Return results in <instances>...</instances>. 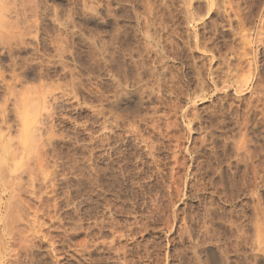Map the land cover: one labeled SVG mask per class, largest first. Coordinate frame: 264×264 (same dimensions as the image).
<instances>
[{
    "label": "rangeland",
    "instance_id": "1",
    "mask_svg": "<svg viewBox=\"0 0 264 264\" xmlns=\"http://www.w3.org/2000/svg\"><path fill=\"white\" fill-rule=\"evenodd\" d=\"M2 1L7 5H4ZM9 1L11 0H0V157L1 160L7 161L6 164H8L12 158L17 160L14 162H21L17 166V171L15 172L16 177L18 174L21 177H19L20 179H16V183L15 181H11L13 179L8 180L5 178L7 175L4 176V174H7V172H5L6 168H4L5 165H0V178H4L2 179L3 181L0 179V251H2L3 258H6H4L6 262L3 261V263L0 262V264H4V262L5 264H16L17 261V264H113L114 262H111V259H104L108 257V250L102 243H108L110 240V237L105 238V236H107L106 232H104L106 229L100 233L102 238L98 235L100 224L105 222V219L100 217L101 213L99 214L100 206L103 205L105 200L107 201L106 204L109 206L108 209L110 208L113 210L114 208V210L112 212L109 209L106 218L107 223L105 222L106 224L104 223L103 226H108L110 222L108 217L110 215V217L115 218V221H117V227L121 228V225L125 224L127 221V229L126 225L122 226L124 229L119 228L122 233L125 231L126 234L123 233V235L120 232L118 236L121 237L122 235L123 239H128V242H126L127 240L124 242L121 238L119 245L123 242L125 244L122 243V245L128 246L127 244L130 242L129 246H134L137 241L134 247L137 253L139 252L142 256H140L139 253L137 254L136 257H140L137 258V261L135 257L134 260L135 263L137 262L136 264H145V262L146 264H154L155 261V264H212L210 261V253L212 252L213 255L215 254V264H259V262L260 264H264V0H187V3H185L186 0H33V2L31 0H21V2L23 1L22 3H20V0H12L11 3ZM7 2L10 4L14 2V4L9 5ZM25 3L27 5H25ZM31 3L32 5H30ZM22 4L23 7L21 6ZM145 4H147L146 6L148 7H146ZM209 4L211 5L209 6ZM149 5L152 9L154 8L153 11L149 9ZM35 6H37V9ZM32 7L38 10V13L36 11L34 12L35 9ZM38 7L41 10H39ZM2 9L8 10V12ZM23 11H25V14ZM151 11L154 13L153 15ZM189 12L190 15L188 16ZM148 13H150V15ZM15 15H18V18ZM144 18H147L148 21L146 19L144 20ZM152 19L156 22H153ZM144 21H147V23H144ZM144 27L146 29H144ZM149 27L151 29L150 31ZM145 30L149 32L148 34H153L154 36L148 35ZM144 34H146V36H144ZM145 42L147 45L152 43V47L149 45L147 46ZM156 45H158V47ZM198 47L201 50L204 49V52L202 51L201 53ZM152 50L154 52L157 50V54H159L158 50L162 52L164 57L162 66L164 68L159 67L161 64L159 63L158 65V55L156 52L153 54ZM149 53L150 56L147 57ZM143 55H145V58ZM155 55L157 58H155ZM223 61H226L228 64ZM192 62H194L195 65ZM155 64V70L150 68L151 66L155 67ZM165 64L167 65L166 68ZM142 65H144V67H142ZM193 65L196 67L195 69H200L199 72L201 73L199 76L196 75L195 69H193L194 67L192 68ZM141 68H143V70L145 68V70L142 71L140 70ZM164 69L165 72H162ZM227 69L230 73L227 72ZM120 70L122 71L120 72ZM151 70L156 72L160 77H162L164 73L166 75L164 74L163 78H159V80H161L159 81L157 74H153V72V77L157 79L153 82L154 79L147 73ZM202 71L205 72L203 73ZM136 72H138L137 75L142 72V74H148L147 79L150 84H147L144 87L145 89H143L144 91L147 90L146 93H150V96L141 90L142 88L139 89L140 85L135 81H138L136 78L139 79L142 75L139 74L140 76L138 75L139 77H137V75H135ZM224 72H226V74L228 73V76H226ZM173 74H175L176 77ZM212 74H215V77ZM134 75L136 80L132 79ZM223 75H225V77ZM114 77L117 78L118 81H116ZM166 77L168 78V82ZM198 79L201 83L197 82ZM122 81L124 82L121 84ZM125 81L129 82L126 83ZM132 81L134 85L131 84ZM158 82L164 84L159 85ZM165 82L168 83V85L170 84V88ZM129 84L131 87H129ZM194 84H196L198 88H196ZM161 85L164 88H162ZM149 86L153 87L151 88ZM157 86L158 88L156 89L155 87ZM174 88H181L183 91H178V89ZM117 89H119V91H117ZM120 89L123 90V92L127 91L125 94H129L128 98L123 92L122 96H125L122 98ZM161 89H164L166 92ZM173 90H176V92ZM115 91H117V94L120 96H118ZM135 91H138L136 92L137 95L139 92H143L137 97V95L134 94ZM180 92L182 93L180 94ZM183 92L184 95L186 94L185 96H182ZM152 93L153 95H151ZM155 93H157L156 95L158 98L154 95ZM195 93L197 94L196 96ZM51 94L53 98H50L52 96ZM162 94L163 96H160ZM146 95L147 97H145ZM180 95L182 98H180ZM139 96L141 97L142 103L140 99H136L140 98ZM154 96L156 100L159 99L161 102L159 100L156 101ZM162 97H164V99ZM17 98L18 104L15 105L14 103H16L15 100H17ZM42 98H44V100ZM145 98H149V102ZM150 98H153L155 101L153 102V99L151 100ZM52 99L54 101H52ZM121 99H123L122 103ZM125 99L126 103L124 104ZM42 100L46 101V111L50 114L47 120H44L46 132L44 128V130L38 131L39 135H42L37 137L36 141L34 140V142L38 144L35 146V149L31 146L28 148L29 150L26 148L23 149L20 144L21 124L19 119L20 109H18V107L20 108L21 105L19 104L22 103L23 107L27 105L25 108L30 109L34 106V103L32 105L30 104L31 106L28 104L30 102H35L38 104V107L35 106L32 109L34 110L36 108L41 110L40 106H43ZM115 100L119 103H115ZM173 100H177L174 103V105H177L171 107L172 105L170 106V103H173ZM107 101H112L113 104H109ZM144 101L147 104H151L147 106ZM128 102L133 106L131 107ZM132 102L134 103L132 104ZM120 103L124 105L122 106ZM139 103H141L142 106ZM108 104L112 105L109 106ZM152 104H155L153 108L156 109L157 114L152 108L151 110L154 112L150 110ZM143 105L147 106V108H143ZM14 106H16V109H14ZM28 106L30 108H27ZM155 106H159V108ZM109 107H112L111 109H114V111ZM134 107L141 109H138L139 113L137 109L135 112ZM93 109L96 112H94ZM108 109L109 111H107ZM125 109H128L129 115L130 113H132V115L129 116L128 113H125L123 111ZM129 110L132 112H129ZM108 112L110 113V117L112 114V118H110L112 120L116 118V114H118L117 117H121V120L123 118L122 114H127L126 116L123 114L125 117L123 121H120L122 123L121 125H124L123 128H125L121 129L122 133L124 134L127 132L124 136L126 135L125 137H128L126 138L127 147H124L126 155L130 154L131 156L132 153H134L133 151L136 149L135 144H137V135L142 133V135H138L139 138L142 137L147 139L145 137H148L151 144L156 142L154 143L155 145L153 144V147L156 149L155 151L159 149L157 151V159L160 161L158 164L161 163L162 165H160L161 172L168 176L167 169L174 166L173 177H175V181L171 178L172 180H168L169 185H165L163 180L160 181L162 175L159 176V174L153 170L154 168H147L146 165L143 168L144 171L147 169L145 175L143 172L139 177H129V175L134 172L133 169H129L133 168L134 164V162L130 160L131 164L129 162L128 164L131 166L129 167L128 164H126L128 169H125V171H130L129 173L124 172L128 175L123 173L119 176L115 174V169L107 168V171L105 167L103 168L101 162L97 160L95 163V165H97L95 166V170L97 171L95 180H99L96 184H89V167H87L90 163L88 162V136L92 131L98 128L102 113H105L109 118ZM133 112L136 113V116H133L135 115ZM166 112H168V114ZM93 113H95V116ZM165 113L167 118L164 116ZM159 114L164 117L162 116V118ZM166 119H169L167 120L169 121L167 125L166 121H164ZM129 120H131V122ZM144 120L148 122L146 123ZM188 121L189 123H187ZM46 122L48 124H46ZM132 122H135V124L133 125ZM157 122H159V124ZM153 123H157L153 125L157 128L152 126ZM130 124L132 126H129ZM168 124H171L173 129L171 126H168ZM39 125L40 124L37 126L40 128ZM125 125L130 128V131ZM163 126H168L167 128L169 129ZM136 127L137 129L140 127L138 131H142L138 133L137 129L135 130ZM164 128L165 130H162ZM156 129H160L159 131L161 132H156ZM166 129L168 132L165 134ZM150 130H154V132L151 133L152 131ZM173 136L175 137L173 138ZM166 137L167 140H165ZM153 138L154 140H152ZM163 139L166 143L163 141L161 143ZM132 140L134 142L136 140V142L134 143ZM148 140L147 142H149ZM173 141L175 144L177 143V145L173 144ZM178 141L180 144H178ZM42 142L46 146L44 144L42 145ZM163 143L166 144L164 145L167 146L168 149L164 145L162 147L161 144ZM30 145H35V143L33 144L32 141ZM155 146L157 147L155 148ZM158 146H161L163 149L161 147L158 148ZM37 148L39 150H37ZM133 148L134 150H132ZM173 148H177L175 149L176 151ZM42 149H45V153L47 151V154L43 155L45 158H42L41 154H45ZM169 149L170 152L168 153ZM38 154L42 159H45L47 165L44 168L45 171H43L48 173L49 176L51 173V175L54 173V179L46 183L47 186L48 183L51 182V185L49 184V187L47 186L48 190L44 189V187L42 189V186H40V183L42 185V179H45L43 176L47 174L42 171L43 174L41 176L39 174L37 176L34 174L33 176L29 171L31 167L35 169L33 166L35 165V159L38 158ZM171 154H173L174 158ZM170 158H173L172 160L176 162L172 161ZM173 162L175 163L174 165H172ZM2 167L4 168L3 170ZM13 167L14 163H12L11 170ZM178 167L179 170H177ZM102 170L105 171L103 172ZM27 171H29L30 178H26V176L28 177ZM148 171L151 172L149 173ZM175 172L179 174L176 173L177 175L175 176ZM39 173L41 174V172ZM81 173L82 175L80 176ZM2 174L3 176H1ZM146 175H148V177ZM35 176L37 177V181ZM155 177L159 180L157 181ZM31 178L34 180H31ZM40 178L42 179L40 180ZM58 179L59 182H57ZM125 179H127L129 183ZM129 179H132V182ZM176 179L178 180L176 181ZM134 180L140 182L137 183ZM152 181L156 183V188H158L159 191V193H155L158 197L155 194L156 197H152L153 200L156 199L154 203L153 201L151 202L154 209L156 206L155 211L154 209L152 210V208L147 209L145 206L140 207L141 201L137 200L139 197H145L143 193L153 184ZM174 182H177V184ZM136 183L143 188L141 190L139 188L135 190ZM148 184L150 185L148 186ZM31 185H33V189ZM131 185L133 187L132 190L137 191V197L136 195L130 197V192L132 190H129V188H132ZM171 185H175V187ZM26 187L29 189L31 188V191ZM46 191L48 193H46ZM138 191L140 192L138 193ZM10 192L12 193L11 197L9 196ZM167 193L168 195L166 196ZM141 194L143 195L139 196ZM36 195L39 196L38 200H36ZM147 196L146 192V197ZM13 197L17 202H15ZM146 197L145 201L149 200V196ZM41 198L43 199L40 200ZM164 199L169 206L165 203ZM7 200H11L12 203ZM168 200H170L171 203H169ZM14 202L16 204L13 205ZM164 203L165 205H163ZM7 204H11L12 206L10 205L11 207H9ZM135 204L141 209V212H139L138 209L137 213L139 214L132 213V208ZM110 205H112L113 208L110 207ZM122 205L123 208H121ZM164 206L166 207L164 208ZM94 209H96V211ZM163 209L166 210V213ZM6 210H8L7 214ZM91 211H95L96 213H91ZM150 211L152 212L150 213ZM142 212L146 214L144 215ZM155 212H157V214ZM150 215H152V217ZM161 215L165 216L161 217ZM147 216L150 217L147 218ZM132 217L134 220L139 219L134 221ZM153 218H155V222H153ZM162 218L167 219L165 221L166 223L163 222L164 219L160 222ZM101 220L102 223L100 222ZM144 220L147 225L143 224ZM30 221H32V224ZM95 222L100 223L96 225ZM128 222L134 227H131ZM135 224H138L136 226H139V228L141 226V229L138 230L139 228L135 227ZM94 225L96 227H94ZM77 226H79V228ZM146 226H151V228L148 229ZM128 228L131 229L130 233ZM132 229L134 233L131 232ZM136 230H138L137 233H135ZM74 231L77 232L75 233ZM93 236L96 237L94 238ZM145 236L146 238H143ZM138 237L142 238V240ZM119 239L118 237L116 240ZM132 239H134L135 242ZM144 239L148 241L145 240V242ZM141 241L142 243H140ZM131 242L134 244H131ZM139 243L142 245L138 246ZM93 244H95V246ZM86 246L88 250L90 249L89 251ZM139 247L143 248L140 249ZM4 248L5 251L3 250ZM147 248L148 251L151 250L152 252L149 251L148 253L146 251ZM138 249L140 251H138ZM141 250H143L146 255L142 254L143 251L141 253ZM5 253H7V255H4ZM96 257L97 260L95 259ZM15 258L18 260L16 261ZM80 258H83V261L80 260ZM206 258H208L209 261ZM139 260H143L144 262H140ZM14 261H16V263Z\"/></svg>",
    "mask_w": 264,
    "mask_h": 264
},
{
    "label": "bare ground",
    "instance_id": "2",
    "mask_svg": "<svg viewBox=\"0 0 264 264\" xmlns=\"http://www.w3.org/2000/svg\"><path fill=\"white\" fill-rule=\"evenodd\" d=\"M12 1V0H11ZM11 1H9L10 3H11ZM16 1V0H15ZM32 2H33V0H31ZM180 1H182V0H180ZM191 1V0H190ZM193 1V0H192ZM9 2H7V3H9ZM19 2V1H18ZM17 2V3H18ZM23 2V1H22ZM21 2V0H20V3H22ZM2 3H3V1H2ZM9 3V5H13L14 4V2H12L13 4H10ZM34 3H35V1H34ZM185 3H187V0H186V2ZM184 3V4H185ZM211 3V2H210ZM227 4H229L228 2H226ZM4 5L6 4V3H3ZM36 4H38V3H36ZM36 4H33V5H36ZM147 4H149V3H147ZM147 4H145V6L147 5ZM182 4V3H181ZM213 4V3H212ZM7 5V4H6ZM18 5V4H17ZM25 5H27L26 3H25ZM24 5V6H25ZM30 5H32V3L30 4ZM211 4H209V6H210ZM214 5H216V4H214ZM22 7H23V4L21 5ZM21 6H20V8H21ZM150 6V5H149ZM184 6V5H183ZM209 6H208V8H209ZM146 7H148V6H146ZM153 7V6H152ZM212 7V6H211ZM1 8V7H0ZM25 8V7H24ZM24 8H23V10H24ZM33 8V7H32ZM35 8L37 9V6H35ZM35 8H33V9H35ZM39 8V7H38ZM185 8H186V6H185ZM185 8H184V10H185ZM225 8V7H224ZM229 8V7H228ZM5 9V8H4ZM18 10H20L19 8H17ZM22 9V8H21ZM34 10V12L36 11L37 13H38V10ZM147 9V8H146ZM149 9H152L151 8V6L149 7ZM212 9V8H211ZM218 9V8H217ZM3 10V9H2ZM1 10V11H2ZM15 10V9H14ZM13 10V11H14ZM39 10H41L40 8H39ZM154 10V8L152 9V11ZM210 10V9H209ZM227 10V9H226ZM3 11H6V10H3ZM21 11V10H20ZM19 11V12H20ZM27 11V10H26ZM151 11V12H152ZM6 12H8V10L6 11ZM5 12V13H6ZM18 12V13H19ZM25 11H23V13H24ZM27 12H29V11H27ZM150 12V11H149ZM188 12V11H187ZM2 13V12H1ZM185 13H186V11H185ZM3 14H4V12H3ZM25 14V13H24ZM34 14V13H33ZM40 14H41V12H40ZM149 15H150V13H148ZM154 13L152 12V15H153ZM188 14V13H187ZM235 14V13H234ZM38 15V14H37ZM42 16H43V14H41ZM151 15V16H152ZM185 15V14H184ZM190 15V12H189V14H188V16ZM17 18H18V15H15ZM34 16V15H33ZM155 16V15H154ZM41 17V16H40ZM45 17V16H44ZM157 17V16H156ZM186 17V16H185ZM192 17V16H191ZM154 18V17H153ZM189 18V17H188ZM37 19V18H36ZM147 20V18H144V20ZM155 19V18H154ZM154 19H152L153 20V22L155 21ZM185 19V18H184ZM191 20V19H190ZM193 20V19H192ZM19 21V20H18ZM148 21V20H147ZM147 21H144V23L146 22L147 23ZM195 21V20H194ZM197 21H198V19H197ZM156 22V21H155ZM196 22V21H195ZM144 25V24H143ZM142 25V26H143ZM153 25V24H152ZM152 25H149V26H152ZM154 26V25H153ZM146 28H147V25H146ZM145 27H144V29H146ZM188 28V27H187ZM143 30V29H142ZM151 29H150V27H149V31H150ZM153 30H154V28H153ZM155 30H156V28H155ZM144 31V30H143ZM145 32H147V30H145ZM144 33V32H143ZM149 32H147V34H148ZM156 33V32H155ZM160 34V33H159ZM148 35H150V34H148ZM153 35V34H152ZM152 35H150V36H152ZM156 35H157V33H156ZM203 35V34H202ZM144 36H146V34H144ZM149 36V37H150ZM154 36V35H153ZM159 36V35H158ZM204 37V36H203ZM147 38V37H146ZM182 38V37H181ZM193 38V37H192ZM198 38H200V37H198ZM148 39V38H147ZM152 39V38H151ZM154 39V38H153ZM196 39V38H195ZM207 39V38H206ZM156 40H157V37H156ZM187 40V39H186ZM166 41V40H165ZM197 41V40H196ZM152 42V41H151ZM164 42V41H163ZM207 42V41H206ZM146 43V42H145ZM149 43V42H148ZM153 43V42H152ZM152 43H150V44H148L149 46H151L152 47ZM183 43V42H182ZM198 43V42H197ZM197 43H196V45H197ZM208 43V42H207ZM154 44V43H153ZM203 44V43H202ZM146 45H147V43H146ZM145 45V46H146ZM147 45V46H148ZM169 45V44H168ZM175 45V44H174ZM187 45V44H186ZM195 45V46H196ZM146 46V47H147ZM157 47H158V45H156ZM155 46V47H156ZM161 46V45H160ZM165 46V45H164ZM173 46V45H172ZM177 46V45H176ZM181 46V45H180ZM184 46V45H183ZM182 46V47H183ZM189 46H191V45H189ZM192 46H193V44H192ZM200 46L202 47V45L200 44ZM209 46V45H208ZM186 47V46H185ZM188 47V46H187ZM203 47H204V45H203ZM206 47V46H205ZM150 48V47H149ZM153 48H154V45H153ZM153 48H150V49H153ZM190 48V47H189ZM193 48V47H192ZM146 49H148V48H146ZM149 49V50H150ZM174 49V48H173ZM172 49V50H173ZM188 49V48H187ZM197 49V48H196ZM198 49L199 50H201L199 47H198ZM206 49H207V47H206ZM192 50V49H191ZM204 49H202L201 50V53H202V51H203ZM146 51V50H145ZM148 51V50H147ZM159 51V54H157V50L155 51L156 52V54L158 55V60H159V62H158V65H159V63L161 64L159 67L160 68H164L163 66H162V63L164 62L163 60V55H162V52L160 51V50H158ZM180 51V50H179ZM198 51V50H197ZM152 52H153V54L155 53L153 50H152ZM204 52V51H203ZM151 53V52H150ZM150 53H149V55L147 56V57H149L150 56ZM196 53V52H195ZM152 54V55H153ZM204 54V53H203ZM147 55V54H146ZM167 55V54H166ZM220 55V54H219ZM145 55H143V57H144ZM154 56V55H153ZM173 56V55H172ZM176 56V55H175ZM187 56V55H186ZM143 57H142V61H143ZM190 57V56H189ZM212 57V56H211ZM145 58V57H144ZM154 58V57H153ZM155 58H157L156 57V55H155ZM191 58H192V56H191ZM171 59V58H170ZM173 59V58H172ZM141 60V59H140ZM153 60V59H152ZM157 60V61H158ZM175 60V59H174ZM186 60H187V58H186ZM211 60V59H210ZM110 61V60H109ZM112 61V60H111ZM141 61V62H142ZM145 61V60H144ZM156 61V60H155ZM181 61V60H180ZM192 61H193V59H192ZM195 61V60H194ZM154 62V61H153ZM196 62V61H195ZM213 62V61H212ZM223 62H226V61H223ZM143 63V62H142ZM189 63V62H188ZM194 65H195V63L194 62H192ZM227 63V62H226ZM225 63V64H226ZM152 64V63H151ZM204 64V63H203ZM225 64H224V67H225ZM228 64V63H227ZM226 64V65H227ZM139 65H141V64H139ZM138 65V66H139ZM144 65H145V63H144ZM144 65H142V67H144ZM154 65V64H153ZM166 65V64H165ZM194 65L192 66V68L194 67ZM147 66V65H146ZM139 67H141V66H139ZM167 67V65L165 66V68ZM170 67V66H169ZM190 67V66H189ZM202 67H203V65H202ZM150 68H153V70H155L156 69V64H155V67H150ZM160 68H159V70H160ZM196 67H194L193 69H195ZM199 68V67H198ZM201 68V67H200ZM139 69V68H138ZM146 69H147V67H146ZM158 69V68H157ZM206 69V68H205ZM224 69V68H223ZM140 70H142V71H144L145 70V68H144V70H143V68H141ZM148 70V69H147ZM153 70H151V71H149V72H147V71H145V72H147L148 74H149V76H151L153 79H154V81L153 82H155V80H157V79H155L153 76V74H155L156 72H154ZM189 70V69H188ZM199 70L200 69H195L194 71H195V73H196V75L197 76H199L200 75V73L201 72H199ZM202 70V69H201ZM207 70V69H206ZM226 70V69H225ZM229 70H230V68H229ZM122 70H120V72H121ZM185 71H187V70H185ZM193 71V72H194ZM125 72H128V71H125ZM124 72V73H125ZM133 72H135V71H133ZM154 72V73H153ZM160 72V71H159ZM162 72H165V69L162 71ZM203 72V71H202ZM205 72V71H204ZM203 72V73H204ZM211 72V71H210ZM212 72H214V71H212ZM227 72H228V69H227ZM232 72V71H231ZM137 73L138 72H136V74L135 75H137ZM143 73V72H142ZM142 73H139L140 75H142V76H140L139 74V76L137 75V77H139V79L138 78H136L138 81H135V82H138V84L141 86H139V89L140 88H142L141 90H143L144 91V87L148 84H150L149 82H148V79H147V76H148V74L147 73H145V74H142ZM153 73V74H152ZM194 73V74H195ZM216 73V72H215ZM228 73H230V72H228ZM228 73L226 74V72H224V74H226V76H228ZM24 74V73H23ZM26 74V73H25ZM147 74V75H146ZM157 74V73H156ZM163 74V73H162ZM165 74V73H164ZM164 74L162 75V77H160V76H158V74H157V78H158V80H159V78H163V76H164ZM177 74V73H176ZM207 74V73H206ZM211 74V73H210ZM135 75H134V78H132L133 80H136L135 79ZM160 75H161V72H160ZM166 75V74H165ZM174 76H175V74H173ZM172 75V76H173ZM190 75V74H189ZM193 75V74H192ZM202 75V74H201ZM213 75V74H212ZM212 75H211V77H212ZM107 76V75H106ZM113 76V75H112ZM123 76H124V74H123ZM195 76V75H194ZM202 76H204V75H202ZM214 77H215V74L213 75ZM224 77H225V75H223ZM229 76H231V75H229ZM118 77V76H117ZM150 77V78H151ZM156 77V76H155ZM176 77V76H175ZM193 77V76H192ZM210 77V76H209ZM220 77H221V75H220ZM25 78V77H24ZM119 78V77H118ZM123 78V77H122ZM121 78V79H122ZM126 78H128V77H126ZM126 78H125V80H126ZM131 78V77H130ZM149 78V77H148ZM167 78V77H166ZM180 78V77H179ZM188 78V77H187ZM198 78V77H197ZM223 78V77H222ZM221 78V79H222ZM114 79H116V81H118L117 80V78H115L114 77ZM153 79H151V80H153ZM171 79V78H170ZM195 79H196V77H195ZM199 79H200V77H199ZM199 79H198V83H201V81H199ZM203 79V78H202ZM215 79V78H214ZM220 79V78H219ZM225 79V78H224ZM105 80V79H104ZM165 80V79H164ZM164 80H163V82H164ZM181 80V79H180ZM193 80V79H192ZM212 80V79H211ZM210 80V81H211ZM159 81H161V80H159ZM166 81V80H165ZM215 81V80H214ZM217 81V80H216ZM221 81V80H220ZM224 81V80H223ZM124 81H122L121 82V84L123 83ZM126 82V81H125ZM127 82H129V81H127ZM126 82V83H127ZM133 82V81H132ZM131 82V84H133L134 85V82L132 83ZM157 82V81H156ZM167 82H168V78H167ZM175 82V81H174ZM194 82V81H193ZM203 82V81H202ZM120 83V82H119ZM152 83V82H151ZM166 83V82H165ZM192 83V82H191ZM196 83V82H195ZM215 83V82H214ZM213 83V84H214ZM218 83V82H217ZM125 84V83H124ZM158 84L160 85V84H162V83H159L158 82ZM164 84V83H163ZM162 84V85H163ZM167 85H168V83H166ZM165 84V85H166ZM172 84V83H171ZM179 84V83H178ZM128 85V84H127ZM133 85H132V87H133ZM155 85V84H154ZM153 85V86H154ZM158 85V86H159ZM162 85H161V87H162ZM164 85V86H165ZM170 85V84H169ZM168 85V86H169ZM187 85V84H186ZM199 85H201V84H199ZM6 86H7V84H6ZM110 86V85H109ZM116 86V85H115ZM124 86V85H123ZM135 86H136V83H135ZM153 86H149V87H153ZM156 86V85H155ZM158 86L157 87H155L156 89L158 88ZM194 86L196 87V84H194ZM129 87H131L130 86V84H129ZM166 87V86H165ZM172 87V86H171ZM176 87V86H175ZM181 87V86H180ZM185 87V86H184ZM187 87V86H186ZM216 87H217V85H216ZM116 88V87H115ZM144 88V89H143ZM150 88V89H151ZM154 88V89H155ZM162 88H164V87H162ZM169 88H170V86H169ZM168 88V89H169ZM183 88V87H182ZM196 88H198V87H196ZM214 88V87H213ZM6 89V88H5ZM155 89V90H156ZM160 89V88H159ZM167 89V88H166ZM172 89V88H171ZM174 89H178V88H174ZM187 89V88H186ZM200 89V88H199ZM112 90V89H111ZM134 90H137V89H134ZM149 90V89H148ZM162 91H164V89H161ZM180 90H182L183 91V89H181V88H179L178 89V91H180ZM201 90V89H200ZM10 91V90H9ZM117 91H119V89H117ZM117 91H115L116 92V94H117ZM120 91H121V93H120V95L122 96V92H123V90H121L120 89ZM140 91V90H139ZM142 91V92H143ZM147 91V90H146ZM146 91H144L145 93H146ZM153 91V90H152ZM172 91V90H171ZM174 91V90H173ZM177 91V92H178ZM127 92V91H126ZM126 92H123L124 94L126 93ZM129 92V91H128ZM136 92H138V91H135V95H137V93ZM142 92H139L138 93V95L140 94V93H142ZM164 92H166V91H164ZM174 92H176V90L174 91ZM131 93H132V91H131ZM130 93V94H131ZM160 93V92H159ZM182 92H180V94H181ZM46 94V93H45ZM115 94V93H114ZM146 94H149V96H150V93H146ZM157 93H155L154 95H156ZM164 94V93H163ZM163 94L162 95H160V96H163ZM170 94H173V93H170ZM177 94V93H176ZM52 95V94H51ZM50 95V96H51ZM118 96H120L119 94H117ZM125 95H127V94H125ZM125 95H123V96H125ZM129 95V94H128ZM128 95L126 96L127 98H128ZM138 95H137V97H138ZM141 95V94H140ZM151 95H153V93L151 94ZM174 95V94H173ZM178 95H179V92H178ZM184 95V92H183V94H182V96ZM186 95V94H185ZM184 95V96H185ZM188 95V94H187ZM197 94L195 93V96H196ZM15 96V95H14ZM115 96V95H114ZM122 96V98H124ZM131 96V95H130ZM129 96V97H130ZM160 96H159V98H160ZM176 96V95H175ZM181 96V95H180ZM182 96L180 97V98H182ZM194 96V97H195ZM46 97V96H45ZM133 97V96H132ZM140 97V96H139ZM145 97H147V95L145 96ZM151 97H153V96H151ZM166 97V96H165ZM169 97V96H168ZM167 97V98H168ZM173 97V96H172ZM198 97V96H197ZM48 98V97H47ZM46 98V99H47ZM50 98H53V95L50 97ZM106 98V97H105ZM116 98V97H115ZM118 98V97H117ZM121 98V97H120ZM143 98V97H142ZM156 98H158L157 97V95H156ZM156 98H155V96H154V99L156 100ZM163 99H164V97H162ZM179 98V99H180ZM16 99V98H15ZM43 100H44V98H42ZM45 99V100H46ZM106 99H108V98H106ZM109 99H111V98H109ZM132 99V98H131ZM130 99V100H131ZM137 100L138 99H140L141 100V97L140 98H136ZM146 99V98H145ZM144 99V100H145ZM149 99V98H148ZM148 99H146L148 102H149V100ZM151 99V98H150ZM153 99V98H152ZM151 99V100H152ZM153 99V102L155 101ZM166 99V98H165ZM170 99V98H169ZM184 99V98H183ZM182 99V100H183ZM42 100V101H43ZM54 100H55V98H54ZM53 99H52V101H54ZM118 100V99H117ZM117 100H115V103H119V102H116ZM122 100V101H121ZM120 101H121V103L123 102V99H121ZM128 100V99H127ZM139 100V101H140ZM150 100V101H151ZM157 100H159V99H157ZM156 100V101H157ZM171 100H172V98H171ZM170 100V101H171ZM16 101V103H14L15 105L16 104H18L17 102H18V98H17V100H15ZM119 101V100H118ZM125 102H124V104L126 103V99L124 100ZM160 101V100H159ZM158 101V102H159ZM169 101V102H170ZM177 101V100H176ZM176 101H174L173 100V103H170V106L171 107H173V105H174V103L176 102ZM180 101V100H179ZM21 102V101H20ZM19 102V103H20ZM46 101H43V106H40V108H41V110H39V109H32V108H34L35 106L36 107H38L37 105V103H35V102H26V103H29L28 105H32L33 103H34V106L32 107V108H30L29 106L27 107V108H30V109H32V110H30V109H26L25 107L27 106V105H24L25 107H23V104L21 103V104H19V105H21L22 106V108H21V106H20V108L18 107V109H20V114H19V119H20V124H21V132H20V144H21V146H22V148L23 149H28V148H30V146L33 148V149H35V146L36 145H38L37 144V142H34V140L36 141V138L37 137H40V135H42V134H40L39 135V130H42L45 126H44V120H47V118L50 116V114H48V111H46V105L45 104H47V103H45ZM108 102V101H107ZM131 102V101H130ZM130 102H128V103H130ZM135 102V101H134ZM134 102H132V104L134 103ZM137 102V101H136ZM145 102V101H144ZM161 102V101H160ZM168 102V103H169ZM180 102H182V101H180ZM187 102V101H186ZM109 104L110 103H112L113 104V102L112 101H110V102H108ZM120 103V105H122ZM141 103H142V100H141ZM141 103H139L140 105H141ZM156 103V102H155ZM42 104V103H41ZM108 104V105H109ZM111 104V105H112ZM123 104V105H124ZM137 104V103H136ZM135 104V105H136ZM145 104L148 106V104H151V103H146L145 102ZM158 104V103H157ZM160 104V103H159ZM193 104V103H192ZM30 105V106H31ZM111 105H109V106H111ZM122 105V106H123ZM130 105H131V103H130ZM155 105V104H154ZM154 105L152 104V106H150V110H151V108L155 111V113H156V109L155 108H153L154 107ZM177 104H175L174 106H176ZM181 105V104H180ZM107 106V105H106ZM133 105H131V107H132ZM138 106V105H137ZM142 106V105H141ZM147 106H145V105H143V108H147ZM160 106V105H159ZM159 106L157 107V106H155L156 108H159ZM162 106V105H161ZM165 106V105H164ZM169 105H168V107H170ZM108 107V106H107ZM140 107V106H139ZM163 107V106H162ZM161 107V108H162ZM167 107V108H168ZM171 107H170V109H171ZM110 109L112 108V107H109ZM126 108V107H125ZM135 108V107H134ZM133 108V109H134ZM141 108V107H140ZM160 108V109H161ZM179 108V107H178ZM181 108V107H180ZM14 109H16V106H14ZM17 109V110H18ZM122 109V108H121ZM128 109H130V108H128ZM128 109H125V110H123L125 113H128ZM136 109L137 108H135V112H136ZM139 109V108H138ZM138 109H137V112L139 113V111H138ZM142 109V108H141ZM141 109H139V110H141ZM149 109V108H148ZM159 109V110H160ZM175 109V108H174ZM17 110H15V111H17ZM97 110V109H96ZM111 110H113L114 111V109H111ZM132 110V109H131ZM153 110H151V111H153ZM159 110H157V111H159ZM172 110H173V108H172ZM176 110V109H175ZM183 110V109H182ZM93 111H94V109H93ZM105 111V110H104ZM103 111V112H104ZM107 111H109V109L107 110ZM107 111H106V114H107ZM113 111H112V113H113ZM122 111V110H121ZM132 111H134V110H132ZM132 111H130L129 110V112H132ZM144 111V110H143ZM148 111V110H147ZM153 111V112H154ZM161 111H162V109H161ZM166 111H167V109H166ZM185 111V110H184ZM19 112V111H18ZM17 112V113H18ZM94 112H96V111H94ZM116 112H117V110H116ZM116 112H115V114H116ZM120 112V111H119ZM135 112H133V113H135ZM146 112V111H145ZM150 112V111H149ZM163 113H164V111H162ZM161 112V113H162ZM168 112H170V111H168ZM168 112H166L167 114H168ZM177 112V111H176ZM109 113V112H108ZM125 113H123L125 116L127 115V114H125ZM138 113H137V115H138ZM159 113V112H158ZM162 113V114H163ZM166 113L164 114V116L166 115ZM173 113H174V110H173ZM172 113V114H173ZM16 114V113H15ZM94 114V116H95V113H93ZM105 113H102L101 114V121H99V123L100 124H98V128L96 129V130H94V131H92L91 132V134L88 136L89 137V139H88V141H89V161L88 162H90L89 164H88V162H87V164L89 165V166H87V167H89V184L90 183H93V184H96V182L99 180H95V176H96V168H95V166H97V165H95V163L97 162V160H98V162H101V164L103 165V168L105 167L106 169L108 168V169H110V168H112V169H115L116 170V172H115V174H118L119 176L120 175H122L124 172H128L129 173V171H125V169H128L127 168V165L126 164H128V162L130 163V161L131 162H134V164H133V168H129V169H133L134 170V172L132 173V174H130L129 175V177H134V178H136V177H139L140 176V174H143V172H144V175H145V171L147 170H145L144 171V166L146 165L147 166V168H154L153 170H155L156 171V173H158L159 174V176L160 175H162L161 176V178L162 179H160V181L161 180H163V183L165 184V185H169V179H171V178H173V181H175L174 180V178L175 177H173V172H174V166H171V167H169L167 170H168V176L165 174L164 175V173H162L161 172V170H160V167L162 166L161 165V163L160 164H158V162H160L157 158V151L159 150L158 148H160L159 146H158V150L157 151H155L156 149H154V143H156V142H154L153 144H151L150 143V139L148 140V137H145V138H147V139H144V138H142V137H138V133H139V131H138V129L140 128H138L137 129V127L135 128V130L137 129V131H138V133H137V131H136V133L138 134L137 135V144H135L136 146H135V151H133L134 153H132V155L130 156V154L129 155H126V151L124 150V147L126 146L127 147V145H126V142H127V139L126 138H128V137H125L124 136V134H127V132L126 133H122V128H123V126L124 125H121L122 123L120 122V121H123V118L125 117V116H123V114H122V120H121V117H120V119H119V117H117L118 116V114H116L115 115V117L116 118H114V120H112V119H110V118H112V114H111V117H110V113L108 114V116H109V118L107 117V115H106ZM142 114V113H141ZM148 114V113H147ZM151 114V113H150ZM157 114V113H156ZM175 114V113H174ZM174 114H173V116H174ZM49 115V116H48ZM119 115H121V114H119ZM128 115H129V113H128ZM130 115H132V113H130ZM129 115V116H130ZM144 115V114H143ZM159 115H161V114H159ZM158 115V116H159ZM17 116V115H16ZM97 116V115H96ZM133 116H136V113H135V115H133ZM145 116H146V114H145ZM163 115H161V117H162ZM163 116V117H164ZM168 116V115H167ZM113 117H114V115H113ZM138 117V116H137ZM136 117V118H137ZM144 117V116H143ZM147 117V116H146ZM151 117H154V116H151ZM162 117V118H163ZM166 117V116H165ZM136 118H135V120H136ZM139 118H141V117H139ZM167 118V117H166ZM168 118H169V116H168ZM170 118H171V116H170ZM176 118V117H175ZM128 119V118H127ZM130 119V118H129ZM144 119H145V117H144ZM151 119V118H150ZM49 120V119H48ZM99 120V119H98ZM126 120V119H125ZM132 120H133V118H132ZM140 120V119H139ZM148 120V119H147ZM156 120V119H155ZM167 120H169V119H166V120H164V121H166V125H167V123H169V121H167ZM174 120V119H173ZM94 121V120H93ZM130 122H131V120H129ZM129 121H128V123H129ZM134 121V120H133ZM145 122H146V120H144ZM149 121V120H148ZM147 121V122H148ZM158 121V120H157ZM161 121V120H160ZM172 121V120H171ZM48 122V121H47ZM46 122V124H48ZM97 122V121H96ZM139 122V121H138ZM142 122V121H141ZM146 122V123H147ZM151 122V121H150ZM152 122H153V120H152ZM151 122V123H152ZM173 122V121H172ZM133 123V122H132ZM151 123H150V125H151ZM158 124H159V122H157ZM156 123V124H157ZM162 123V122H161ZM171 123V122H170ZM176 123V122H175ZM187 123H189V121L187 122ZM38 124H40L39 126H40V128L37 126ZM135 124V122L133 123V125ZM155 123H153L152 124V126L153 125H156ZM164 124V123H163ZM162 124V125H163ZM137 125V124H136ZM141 125V124H140ZM145 125V124H144ZM149 125V126H150ZM177 125H178V123H177ZM49 126V125H48ZM51 126V125H50ZM97 126V125H96ZM126 126V125H125ZM129 126H132L131 124L129 125ZM168 126H171V124H168ZM168 126H163V127H168ZM174 126V125H173ZM93 127V126H92ZM153 127H156V126H153ZM152 127V128H153ZM159 127H162V126H159ZM126 128L130 131V128L129 127H127L126 126ZM142 128V127H141ZM157 128V127H156ZM171 128H172V126H171ZM170 128V129H171ZM175 128V127H174ZM45 129V128H44ZM43 129V130H44ZM50 129V128H49ZM91 129V128H90ZM123 129H125V128H123ZM133 129V128H132ZM150 129H151V127H150ZM154 129V128H153ZM161 129V128H160ZM159 129V130H160ZM167 129H169V128H167ZM166 129V131H165V134H166V132H168V130ZM173 129V128H172ZM149 130V129H148ZM157 130V129H156ZM159 130H157L156 132H158ZM162 130H165V128L164 129H162ZM48 131V130H47ZM125 131V130H124ZM129 131H128V133H129ZM132 131V130H131ZM134 131V130H133ZM142 131V130H141ZM140 131V132H141ZM150 131H152V130H150ZM45 132H46V129H45ZM154 132V130L151 132V133H153ZM161 131H159L158 133H160ZM170 132V131H169ZM174 132V131H173ZM176 132V131H175ZM178 132H179V130H178ZM42 133V132H41ZM133 133V132H132ZM145 133V132H144ZM150 133V132H149ZM157 133V134H158ZM172 133V132H171ZM19 134V133H18ZM47 134V133H46ZM130 134H131V132H130ZM135 134V133H134ZM165 134H164V136H165ZM177 134V133H176ZM136 135V134H135ZM140 135H142V133L140 134ZM139 135V136H140ZM150 135V134H149ZM148 135V136H149ZM152 135V134H151ZM163 135V134H162ZM175 135V134H174ZM177 135H179V134H177ZM132 136V135H131ZM154 136V135H153ZM159 136H160V134H159ZM181 136V135H180ZM43 137V136H42ZM135 137V136H134ZM143 137H144V134H143ZM150 137V136H149ZM162 137V136H161ZM167 137H168V134H167ZM167 137H166V139L165 140H167ZM175 136H173V138H174ZM132 138V137H131ZM131 138H130V140H131ZM151 138H152V136H151ZM163 138H165V137H163ZM169 138H170V136H169ZM168 138V139H169ZM172 138V137H171ZM134 139V138H133ZM161 139V138H160ZM159 139V140H160ZM179 139V138H178ZM147 140L149 141V142H147ZM152 140H154V138L152 139ZM177 140V139H176ZM175 140V141H176ZM32 141H33V144L35 143V145H30V143H32ZM39 141V140H38ZM133 141V140H132ZM158 141V140H157ZM162 141L163 142H165L164 141V139L163 140H161V143H162ZM170 141V140H169ZM129 142V141H128ZM134 142V141H133ZM135 142H136V140H135ZM134 142V143H135ZM151 142H153V141H151ZM158 142H160V141H158ZM172 142V141H171ZM174 142V141H173ZM210 142V141H209ZM19 143V142H18ZM40 143V142H39ZM166 143V142H165ZM165 143H163V144H161L162 145V147H163V145L165 144ZM44 143L42 142V145H43ZM169 144V143H168ZM173 144H175V142L173 143ZM178 144H180L179 143V141H178ZM206 144V143H205ZM2 145H3V143H2ZM45 145V144H44ZM158 145H160V144H158ZM166 145V144H165ZM164 145V146H165ZM175 145H177V143L175 144ZM46 146V145H45ZM130 146V145H129ZM169 146V145H168ZM172 146V145H171ZM205 146V145H204ZM131 147V146H130ZM157 146H155V148H156ZM161 147V148H162ZM166 148H167V146H165ZM164 147V148H165ZM174 147V146H173ZM208 147H209V144H208ZM2 148V147H1ZM87 148V147H86ZM170 148V147H169ZM205 148V147H204ZM128 149V148H127ZM126 149V150H127ZM163 149V148H162ZM168 149V148H167ZM174 150L175 149H177V148H173ZM173 149H171V150H173ZM29 150V149H28ZM37 150H39L38 148H37ZM45 150V149H44ZM44 150L42 149V151L44 152ZM130 150V149H129ZM128 150V151H129ZM132 150H134V148L132 149ZM209 150V149H208ZM176 151V150H175ZM170 152V149H169V151H168V153ZM210 152V151H209ZM0 153H1V151H0ZM37 153H39V152H37ZM45 153V152H44ZM162 153V152H161ZM195 153H197V152H195ZM200 153V152H199ZM211 153V152H210ZM47 154V151H46V153L45 154H41L42 155V158H45V156L43 157V155H46ZM198 154V153H197ZM37 155V154H36ZM50 155V154H49ZM48 155V156H49ZM159 155V154H158ZM172 156H173V154H171ZM178 155V154H177ZM203 155V154H202ZM207 155V154H206ZM131 158H130V157ZM170 157V156H169ZM185 157V156H184ZM208 157V156H207ZM40 156H39V154H38V158H36L35 160V165L33 166V168H35V169H32V167L29 169V171H30V174L32 175L33 174V176H34V174L37 176L38 174L41 176L42 174H43V172L45 171V166H47L46 165V162H45V159H42ZM173 158H174V156H173ZM172 158V159H173ZM175 158H178V157H175ZM49 159H51V158H49ZM87 159V158H86ZM145 159H148V160H145ZM167 159V158H166ZM171 159V158H170ZM171 159V160H172ZM180 159V158H179ZM130 160V161H129ZM176 160V159H175ZM185 160V159H184ZM11 161H13V162H11ZM14 161H17V160H15V159H13L12 158V160H10V162L9 163H11V164H6V162L4 161V160H1V157H0V165H5V167L4 168H6V171L5 172H7V174H4V176L5 175H7V176H5V178H7L8 180L10 179H13V180H11L12 182L13 181H15V183H16V179L17 178H19V177H21V176H19V174H18V176L16 177L15 176V172L17 171V166L21 163V162H14ZM52 161H53V159H52ZM172 161H174V160H172ZM177 161H179V160H177ZM162 162H163V160H162ZM166 162H168V161H166ZM174 162H176V161H174ZM173 162V164L172 165H174L175 163ZM12 163H14V167H13V169L11 170V166H12ZM172 163V162H171ZM170 163V164H171ZM178 163V162H177ZM181 163H182V161H181ZM184 163V162H183ZM48 164V163H47ZM100 164V165H101ZM131 164V163H130ZM76 165V164H75ZM83 165V164H82ZM161 165V166H160ZM169 165V164H168ZM178 165H180V164H178ZM48 166H49V164H48ZM85 166H86V164H85ZM128 166L130 167L131 165H129L128 164ZM177 166V165H176ZM52 167V166H51ZM126 167V168H125ZM3 167H2V170L4 169ZM183 168V167H182ZM32 169V170H31ZM47 169V168H46ZM98 169V168H97ZM108 169H107V171H108ZM163 169V168H162ZM176 169V168H175ZM44 170V171H43ZM55 170V169H54ZM77 170H79V169H77ZM86 170V169H85ZM87 170H88V168H87ZM152 170V171H153ZM164 170H165V168H164ZM177 170H179V167H178V169ZM29 171H27L28 172V177L26 176V178H30L29 176ZM43 171V172H42ZM56 171V170H55ZM80 171V170H79ZM103 171V170H102ZM105 171V170H104ZM103 171V172H104ZM106 171V172H107ZM112 171V170H111ZM4 172V173H5ZM39 172H41V174L39 173ZM47 172H48V170H47ZM81 172V171H80ZM87 172V171H86ZM101 172V171H100ZM114 172V171H113ZM149 173L151 172V171H148ZM165 172V171H164ZM45 174H47L48 175V173H46V172H44ZM112 173V172H111ZM166 173V172H165ZM176 173H178V172H175V176L177 175ZM180 173H182V172H180ZM44 174V175H45ZM52 174V173H51ZM50 174V176L48 177L47 175L46 176H43L45 179H42V178H40V180L42 179V185H41V183H40V186H42V189H43V187H44V189H46V190H48L47 189V186L51 183H48V185L46 186V183L48 182V181H51V180H53L54 179V173H53V175H51ZM86 174V173H85ZM100 174V173H99ZM124 174H127V173H124ZM179 174V173H178ZM60 175V174H59ZM73 175H74V173H73ZM82 175V173L80 174V176ZM84 175V174H83ZM86 175H88V174H86ZM109 175V174H108ZM128 175V174H127ZM154 175V174H153ZM1 176H3V174L1 175ZM35 176V177H36ZM77 176V175H76ZM112 176V175H111ZM126 176V175H125ZM147 177H148V175H146ZM149 176H150V174H149ZM157 176V175H156ZM16 177V178H15ZM79 177V176H78ZM84 177V176H83ZM97 177V176H96ZM108 177V176H107ZM115 177H116V175H115ZM124 177V176H123ZM129 177H127V178H129ZM142 177V176H141ZM147 177H145V178H147ZM177 177H179V176H177ZM176 177V178H177ZM34 178V177H33ZM39 178V177H38ZM56 178V177H55ZM85 178H86V176H85ZM114 178V177H113ZM157 178H158V176H157ZM160 178V177H159ZM1 180L2 179H4V178H0ZM6 179V180H7ZM15 179V180H14ZM20 179V178H19ZM63 179V178H62ZM106 179V178H105ZM155 179H156V177H155ZM0 180V181H1ZM26 180H28V179H26ZM31 180H34V179H32L31 178ZM75 180H77V179H75ZM80 180V179H79ZM86 180V179H85ZM120 180V179H119ZM125 180H127V179H125ZM130 180V179H129ZM132 180V179H131ZM130 180V181H131ZM145 180V179H144ZM157 180V179H156ZM159 180V179H158ZM157 180V181H158ZM172 180V179H171ZM178 179H176V181H177ZM181 180V179H180ZM3 181V180H2ZM36 181H37V177H36ZM115 181V180H114ZM117 181V180H116ZM128 181V180H127ZM135 182H137L138 180H134ZM151 181V180H150ZM28 182V181H27ZM29 182H30V180H29ZM39 182H41V181H39ZM55 182V181H54ZM57 182H59V179L57 180ZM78 182H80V181H78ZM125 182V181H124ZM132 182V181H131ZM134 182V183H135ZM140 182V181H139ZM139 182H137V183H139ZM142 182V181H141ZM145 182H146V180H145ZM153 182V181H152ZM151 182V183H152ZM168 182V183H167ZM171 182V181H170ZM3 183H5V182H3ZM21 183V182H20ZM31 183V182H30ZM38 183V182H37ZM56 183V182H55ZM114 183V182H113ZM127 183V182H126ZM128 183H129V181H128ZM134 183H132V184H134ZM136 183V185H135V190H137L138 188L141 190L143 187L142 186H140V185H138ZM149 183V182H148ZM159 183V182H158ZM175 184H177V182H174ZM12 184V183H11ZM33 184V183H32ZM79 184V183H78ZM107 184V183H106ZM121 184V183H120ZM51 185V184H50ZM54 185V184H53ZM92 185V184H91ZM90 185V186H91ZM125 185H127V184H125ZM129 185V184H128ZM145 185V184H144ZM150 184H148V186H149ZM179 185V184H178ZM3 186V185H2ZM30 186V185H29ZM33 185H31V187H32ZM78 186V185H77ZM121 186V185H120ZM130 186V185H129ZM138 186V187H137ZM161 186H162V184H161ZM161 186H160V188H161ZM172 186V185H171ZM177 186V185H176ZM4 187V186H3ZM10 187H11V185H10ZM49 187V186H48ZM52 187V186H51ZM96 187H97V185H96ZM126 187V186H125ZM125 187H123V188H125ZM128 187V186H127ZM131 187H132V185H131ZM147 187V186H146ZM157 186H156V183H154L153 182V184L150 186V187H148V190L146 191L147 192V195L149 196V200H146L145 201V197H146V192L145 191H143V192H145V193H143V194H145L144 196L145 197H143L142 195L143 194H141V195H139V196H142V197H139V199H137L138 201H141V203H140V207H142V206H145V207H147V209L149 208V209H151L152 208V210L154 209V207H152L153 206V204L151 203L152 201H153V203H154V200L156 201V199H154L153 200V198L152 197H154L155 195L157 196V194H155L156 192L157 193H159V191H158V188H156ZM168 187V186H167ZM167 187H165V188H167ZM172 187H175V185L174 186H172ZM171 187V188H172ZM178 187V186H177ZM27 188V187H26ZM25 188V189H26ZM36 188H39V187H36ZM57 188V187H56ZM55 188V189H56ZM81 188V187H80ZM91 188V187H90ZM12 189V188H11ZM28 190H30L29 188H27ZM32 189H33V187H32ZM35 189V188H34ZM50 189H52V188H50ZM53 189H54V187H53ZM92 189V188H91ZM102 189V188H101ZM127 189V188H126ZM133 189V187L130 189L129 188V190H132ZM168 189V188H167ZM170 189V188H169ZM27 190V191H28ZM38 190V189H37ZM77 190V189H76ZM79 190V189H78ZM82 190V189H81ZM135 190H132L131 192H130V194H131V196L130 197H132V196H134V195H136V197H137V191H135ZM166 190V189H165ZM11 191V190H10ZM26 191V192H27ZM31 191V190H30ZM33 191V190H32ZM84 191V190H83ZM116 191V190H115ZM161 191V190H160ZM169 191V190H168ZM181 191V190H180ZM4 192V191H3ZM33 192H35V191H33ZM32 192V193H33ZM50 192V191H49ZM76 192V191H75ZM85 192H86V189H85ZM95 192V191H94ZM140 191H138V193H139ZM175 192V191H174ZM2 193V192H1ZM31 193V194H32ZM39 193V192H38ZM46 193H48L47 191H46ZM45 193V194H46ZM91 193V192H90ZM124 193V192H123ZM129 193V192H128ZM142 193V192H141ZM161 193H163V192H161ZM165 193V192H164ZM169 193V192H168ZM168 193L166 194V196L168 195ZM177 193V192H176ZM12 193L10 192V194H9V196L11 197L12 195H11ZM31 194H29V195H31ZM40 194V193H39ZM52 194H53V192H52ZM155 194V195H154ZM34 195V194H33ZM43 195H44V192H43ZM88 195H90V194H88ZM99 195V194H98ZM164 195V194H163ZM17 196V195H16ZM37 196V195H36ZM41 196H42V194H41ZM47 196V195H46ZM71 196V195H70ZM76 196V195H75ZM147 196V197H148ZM155 196V197H156ZM172 196V195H171ZM9 197V198H10ZM35 197V196H34ZM38 197L39 196H37V198H36V200H38ZM49 197V196H48ZM100 197V196H99ZM146 197V198H147ZM154 197V198H155ZM158 197V196H157ZM161 197H162V195H161ZM160 197V198H161ZM16 198V197H15ZM46 198V197H45ZM78 198V197H77ZM84 198V197H83ZM113 198V197H112ZM126 198V197H125ZM165 198H167V197H165ZM13 199H14V197H13ZM43 198H41L40 200H42ZM46 199H48V198H46ZM76 199V198H75ZM80 199V198H79ZM78 199V200H79ZM122 199V198H121ZM170 199V198H169ZM15 200V202H17L16 201V199H14ZM53 200V199H52ZM91 200V199H90ZM109 200V199H108ZM160 200V199H159ZM163 200V199H162ZM165 200V199H164ZM7 201H10L11 202V200H7ZM73 201V200H72ZM122 201V200H121ZM133 201V200H132ZM158 201V200H157ZM161 201V200H160ZM9 202V203H10ZM13 203V205L14 204H16V203ZM53 202H54V200H53ZM73 202H75V201H73ZM117 202V201H116ZM168 202L169 203H171V201L170 200H168ZM8 203V202H7ZM12 203V202H11ZM18 203H19V201H18ZM42 203V202H41ZM48 203V202H47ZM55 203V202H54ZM92 203H94V202H92ZM97 203V202H96ZM107 203V201L105 200L104 201V203H103V205H101L100 206V212H99V214L101 213V218H103V219H105V222H106V218H107V216H108V211H109V209H108V205L106 204ZM111 203V202H110ZM113 203V202H112ZM157 203V202H156ZM155 203V204H156ZM165 203L166 204H168L167 202H166V200H165ZM165 203L163 204V205H165ZM78 204V203H77ZM80 204V203H79ZM91 204V203H90ZM101 204V203H100ZM139 204V203H138ZM143 204V205H142ZM152 204V205H151ZM7 205H9V204H7ZM6 205V206H7ZM11 205V204H10ZM9 205V207H11ZM41 205V204H40ZM50 205V204H49ZM76 205V204H75ZM74 205V206H75ZM81 205V204H80ZM97 205H99V204H97ZM157 205V204H156ZM173 205V204H172ZM16 206V205H15ZM56 206V205H55ZM82 206V205H81ZM87 206V205H86ZM115 206V205H114ZM129 206V205H128ZM158 206V205H157ZM168 206H169V204H168ZM176 206V205H175ZM14 207V206H13ZM12 207V208H13ZM40 207V206H39ZM42 207V206H41ZM51 207H53V206H51ZM77 207V206H76ZM110 207H112V205H110ZM118 207V206H117ZM144 207V208H145ZM160 207V206H159ZM163 207V206H162ZM166 206H164V208H165ZM12 208H10V209H12ZM38 208V207H37ZM91 208V207H90ZM95 208H97V207H95ZM113 208V207H112ZM121 208H123V205H122V207ZM132 208V207H131ZM161 208V207H160ZM98 209V208H97ZM118 209H119V207H118ZM133 209V210H132ZM131 210H132V213L133 214H136L137 212H138V209H139V212H141L140 210V208H139V206L137 205V204H135V206L132 208ZM155 209H156V206H155ZM155 209H154V211H155ZM168 209V208H167ZM78 210V209H77ZM91 210H92V208H91ZM95 211H96V209H94ZM111 210V209H110ZM113 210H114V208H113ZM113 210H111L112 212H113ZM120 210V209H119ZM144 210H146V209H144ZM143 210V211H144ZM160 210V209H159ZM158 210V211H159ZM164 210V209H163ZM171 210V209H170ZM178 210V209H177ZM7 211L8 210H6V214H7ZM89 211V210H88ZM95 211H91V213H96ZM110 211V212H111ZM129 211V210H128ZM157 211V212H158ZM165 211V213H166V210H164ZM54 212V211H53ZM146 212V211H145ZM149 212V211H148ZM152 211H150V213H151ZM157 212H155L156 214H157ZM131 213V214H132ZM143 213V212H142ZM149 213V214H150ZM158 213H160V212H158ZM5 214V215H6ZM34 214V213H33ZM83 214V213H82ZM98 214V213H97ZM137 214H139V213H137ZM141 214V213H140ZM144 214V213H143ZM146 214V213H145ZM144 214V215H145ZM153 214V213H152ZM164 214V213H163ZM168 214V213H167ZM166 214V215H167ZM11 215V214H10ZM127 215V214H126ZM148 215V214H147ZM160 215V214H159ZM158 215V216H159ZM9 216V215H8ZM13 216V215H12ZM93 216V215H92ZM97 216V215H96ZM111 216V215H110ZM108 217L109 218V223H108V226L107 227H105V226H103V224L105 223L104 221V223L103 224H100V227H99V236H100V238H102V236L100 235V233H102V231H104V229H106V231H104V232H106V235L107 236H105V238H107V237H110V240H109V242L108 243H102V244H104L105 245V248L108 250H106L107 252H108V254H107V256L108 257H105L104 259H106L107 258V260L108 259H111L112 261L111 262H114L115 264H136L135 263V257L137 256V254L139 253H137V250H136V248L134 247L135 245H136V242L134 241V239H132L134 242H135V244L133 243V242H131V244H134V246H132L131 244V246H129V243L127 244L128 246H124V245H122V243H121V245L123 246H121V245H119L120 243H119V241L121 240V238L123 239V237H122V235H121V237L120 236H118L119 235V233L121 232L122 233V231L120 230L121 228H123L122 226L123 225H126V229H127V221H126V223L125 224H123V225H121V228L120 227H117V221H115V218H113V217ZM129 216H131V215H129ZM143 216V215H142ZM151 217H152V215H150ZM149 216V217H150ZM156 216V215H155ZM163 216H165V215H163ZM162 215H161V217H163ZM185 216V215H184ZM88 217V216H87ZM99 217V216H98ZM97 217V218H98ZM115 217V216H114ZM148 216H147V218H149ZM161 217H159V218H161ZM177 217V216H176ZM180 217V216H179ZM13 218V217H12ZM85 218V217H84ZM122 218V217H121ZM127 218V217H126ZM130 218V217H129ZM141 218V217H140ZM158 218V217H157ZM165 218H167V217H165ZM10 219V218H9ZM52 219V218H51ZM100 219V218H99ZM132 219H133V217H132ZM137 219V218H136ZM139 219V218H138ZM137 219V220H138ZM146 219V218H145ZM154 219V220H153ZM152 220H153V222H155V218H153ZM163 219L164 218H162V220H160V222L161 221H163ZM180 219V218H179ZM11 220V219H10ZM9 220V221H10ZM88 220V219H87ZM130 220H131V218H130ZM130 220H128V221H130ZM134 220V219H133ZM137 220H134V221H137ZM141 220V219H140ZM139 220V221H140ZM157 220V219H156ZM167 219H164V221L163 222H165ZM184 220V219H183ZM34 221V220H33ZM37 221H39V220H37ZM78 221H80V220H78ZM83 221V220H82ZM93 221V220H92ZM119 221V220H118ZM158 221V220H157ZM179 221V220H178ZM14 222V221H13ZM75 222V221H74ZM101 223H102V220L100 221ZM100 222H95L96 223V225H97V223H100ZM119 222H121V221H119ZM141 222V221H140ZM139 222V223H140ZM159 222V221H158ZM162 222V223H163ZM6 223V222H5ZM4 223V224H5ZM10 223V222H9ZM30 223L32 224V221H30ZM40 223V222H39ZM76 223H78V222H76ZM76 223H74V224H76ZM81 223V222H80ZM79 223V224H80ZM85 223V222H84ZM88 223V222H87ZM91 223V222H90ZM107 223V222H106ZM105 223V224H106ZM129 223V222H128ZM132 223V222H131ZM138 223V222H137ZM142 223V222H141ZM166 223V222H165ZM164 223V224H165ZM173 223V222H172ZM181 223V222H180ZM37 224H38V222H37ZM92 224V223H91ZM94 224V223H93ZM144 225H147V224H145V220H144V223H143ZM150 224V223H149ZM182 224V223H181ZM78 225V224H77ZM129 225H130V223H129ZM136 225H138V224H135V227H137ZM142 225V224H141ZM160 225V224H159ZM179 225V224H178ZM184 225V224H183ZM29 226H31V225H29ZM34 226V225H33ZM82 226V225H81ZM118 226H119V224H118ZM131 226V225H130ZM130 226H128V227H130ZM149 226V225H148ZM148 226H146V227H148ZM155 226H156V223H155ZM154 226V227H155ZM165 226V225H164ZM10 227H11V225H10ZM38 227H39V225H38ZM78 228H79V226H77ZM84 227V226H83ZM88 227V226H87ZM91 227V226H90ZM94 227H96L95 225H94ZM94 227H93V229H94ZM131 227H134V226H131ZM145 227V228H146ZM153 227V226H152ZM160 227V226H159ZM33 228V227H32ZM40 228V227H39ZM74 228V227H73ZM120 228V229H119ZM137 228H139V226L137 227ZM145 228H144V230H145ZM149 228H151V226L150 227H148V229ZM38 229V228H37ZM72 229V228H71ZM91 229H92V227H91ZM124 229V228H123ZM125 229V230H126ZM129 229V233H130V228H128ZM136 229V228H135ZM141 229V226H140V228L138 229V230H140ZM152 229H154V228H152ZM177 229H179V228H177ZM87 230V229H86ZM138 230H136V232L135 233H137V231ZM143 230V229H142ZM141 230V231H142ZM143 230V231H144ZM146 230H147V228H146ZM40 231V230H39ZM128 231V230H127ZM140 231V232H141ZM142 231V232H143ZM184 231H185V229H184ZM75 233L77 232V231H74ZM95 232V231H94ZM132 233H134L133 232V229H132V231H131ZM140 232H139V234H140ZM142 232H141V234H142ZM147 232H148V230H147ZM89 233V232H88ZM92 233V232H91ZM96 233V232H95ZM123 233H125V231H123ZM122 233V234H123ZM145 233V232H144ZM182 233V232H181ZM36 234H37V232H36ZM105 234V233H104ZM126 234V233H125ZM146 234V233H145ZM93 235H94V233H93ZM97 235V236H98ZM124 235V234H123ZM137 235V234H136ZM136 235H133V236H136ZM152 235V234H151ZM167 235V234H166ZM104 236V235H103ZM120 238L119 240H116L118 237ZM142 236V235H141ZM155 236V235H154ZM162 236V235H161ZM194 236V235H193ZM198 236V235H197ZM94 237V236H93ZM96 237V236H95ZM94 237V238H95ZM127 237H128V235H127ZM166 237V236H165ZM183 237V236H182ZM87 238V237H86ZM140 240H142V238H140V237H138ZM143 238H146V236L145 237H143ZM180 238V237H179ZM89 239V238H88ZM93 239V238H92ZM99 239V238H98ZM137 239V238H136ZM161 239V238H160ZM196 239V238H195ZM104 240V239H103ZM125 240H127L126 242H128V239L126 238V239H123V241L125 242ZM145 240H147V239H144V241ZM153 240V239H152ZM157 240V239H156ZM182 240V239H181ZM197 240V239H196ZM195 240V241H196ZM130 241V240H129ZM139 241V240H138ZM144 241H143V243H144ZM148 241V240H147ZM179 241V240H178ZM89 242V241H88ZM102 242V241H101ZM117 242H118V244H117ZM146 242V241H145ZM180 242V241H179ZM186 242V241H185ZM194 242V241H193ZM202 242V241H201ZM207 242V241H206ZM80 243V242H79ZM92 243V242H91ZM96 243V242H95ZM140 243H142V241L140 242ZM140 243L138 244V246L140 245ZM148 243V242H147ZM155 243V242H154ZM161 243H163V242H161ZM177 243V242H176ZM182 243H184V242H182ZM83 244V243H82ZM86 244V243H85ZM98 244V243H97ZM100 244V243H99ZM123 244H125V243H123ZM151 244V243H150ZM157 244V243H156ZM179 244V243H178ZM181 244V243H180ZM3 245V244H2ZM21 245V244H20ZM87 245V244H86ZM92 245V244H91ZM94 246H95V244H93ZM142 245V244H141ZM140 245V246H141ZM143 245H145V244H143ZM147 245V244H146ZM166 245V244H165ZM174 245V244H173ZM195 245V244H194ZM203 245V244H202ZM100 246V245H99ZM138 246H136V247H138ZM151 246V245H150ZM186 246V245H185ZM103 247V246H102ZM144 247V246H143ZM143 247H139L140 249H142ZM160 247V246H159ZM161 247H163V246H161ZM188 247V246H187ZM9 248H11V247H9ZM8 248V249H9ZM86 248H87V246H86ZM89 248H91V247H89ZM93 248V247H92ZM104 248V247H103ZM144 248H146V247H144ZM154 248V247H153ZM173 248V247H172ZM183 248V247H182ZM185 248V247H184ZM205 248V247H204ZM150 249V248H149ZM162 249V248H161ZM178 249V248H177ZM198 249V248H197ZM201 249V248H200ZM199 249V250H200ZM4 251H5V248L3 249ZM75 250V249H74ZM80 250H82V249H80ZM86 250V249H85ZM85 250H83V251H85ZM87 250H88V248H87ZM90 250V249H89ZM88 250V251H89ZM144 250H146V249H144ZM184 250V249H183ZM185 250H186V248H185ZM209 250V249H208ZM213 250V249H212ZM99 251V250H98ZM138 251H140L139 249H138ZM142 251L143 250H141V253H142ZM148 253H149V251H151V250H149L148 251V248H147V250H146ZM170 251V250H169ZM179 251V250H178ZM180 251H181V249H180ZM188 251V250H187ZM2 251H0V262H2L3 263V261H5L6 262V260H4V258H3V256H2V253H1ZM13 252V251H12ZM76 252V251H75ZM77 252H79V251H77ZM82 252V251H81ZM87 252V251H86ZM102 252V251H101ZM152 252V251H151ZM150 252V253H151ZM158 252V251H157ZM174 252V251H173ZM184 252V251H183ZM202 252H204V251H202ZM207 252V251H206ZM4 253V252H3ZM11 253V252H10ZM14 253V252H13ZM74 253V252H73ZM97 253V252H96ZM175 253H176V251H175ZM182 253V252H181ZM180 253V254H181ZM187 253V252H186ZM193 253V252H192ZM191 253V254H192ZM9 254V253H8ZM18 254V253H17ZM83 254V253H82ZM81 254V255H82ZM98 254V253H97ZM105 254V253H104ZM142 254H144V251H143V253ZM158 254V253H157ZM161 254V253H160ZM173 254V253H172ZM184 254V253H183ZM182 254V255H183ZM204 254V253H203ZM207 254V253H206ZM209 254V253H208ZM211 254V260H210V257H209V260L212 262V264H215V262L216 261H214V255H213V252L212 253H210ZM4 255H7V253H5ZM99 255V254H98ZM139 255H140V253H139ZM144 255H146V254H144ZM153 255H155V254H153ZM189 255V254H188ZM2 256V257H1ZM94 256V255H93ZM140 256H142V255H140ZM140 256H138V257H136V261H137V258H139ZM152 256V255H151ZM178 256V255H177ZM176 256V257H177ZM11 257V256H10ZM80 257V256H79ZM95 257V256H94ZM98 257V256H97ZM97 257L95 258L96 260H97ZM145 257V256H144ZM174 257V256H173ZM180 257V256H179ZM205 257H206V255H205ZM207 257H208V255H207ZM16 258H17V256H16ZM16 258H15V260H16ZM28 258V257H27ZM147 258V257H146ZM148 258H149V256H148ZM159 258V257H158ZM216 258V257H215ZM6 259V258H5ZM29 259V258H28ZM83 258H80V260H82ZM87 259V258H86ZM89 259V258H88ZM93 259V258H92ZM103 259V258H102ZM101 259V260H102ZM143 259V258H142ZM145 259V258H144ZM151 259H152V257H151ZM150 259V260H151ZM153 259H154V257H153ZM207 260H208V258H206ZM18 260V259H17ZM16 260V261H17ZM20 260H22V259H20ZM25 260V259H24ZM29 260H31V259H29ZM73 260V259H72ZM85 260V259H84ZM94 260V259H93ZM100 260V259H99ZM130 260V261H129ZM146 260V259H145ZM157 260V259H156ZM180 260V259H179ZM184 260V259H183ZM208 260V261H209ZM16 261H14L15 263H16ZM83 261V260H82ZM81 261V262H82ZM106 261V260H105ZM140 261V260H139ZM141 261H143V260H141ZM140 261V262H141ZM147 261V260H146ZM155 261V260H154ZM175 261V260H174ZM5 262H4V264H5ZM23 262V261H22ZM28 262H30V261H28ZM98 262V261H97ZM131 262V263H130ZM144 262V261H143ZM156 262V261H155ZM155 262H154V264H155ZM158 262V261H157ZM181 262V261H180ZM179 262V263H180ZM17 263H18V261H17ZM16 263V264H17ZM24 263V262H23ZM86 263V262H85ZM94 263H96V262H94ZM113 263V264H114ZM153 263V262H152ZM171 263V262H170ZM183 263V262H182ZM7 264V263H6ZM9 264V263H8ZM111 264V263H110ZM140 264H142V263H140ZM145 264H146V262H145ZM150 264V263H149ZM208 264H210V263H208ZM259 264H260V262H259ZM263 264V263H262Z\"/></svg>",
    "mask_w": 264,
    "mask_h": 264
}]
</instances>
